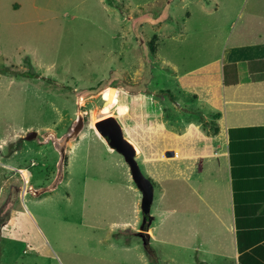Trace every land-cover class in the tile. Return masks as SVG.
<instances>
[{"label":"rangeland","instance_id":"374dc122","mask_svg":"<svg viewBox=\"0 0 264 264\" xmlns=\"http://www.w3.org/2000/svg\"><path fill=\"white\" fill-rule=\"evenodd\" d=\"M258 10L264 13V1L0 0V264H178L183 251L171 232L156 237L171 203L170 193L161 203L160 187L203 208L202 161L187 181L159 182L147 153L173 157L161 143L171 141L166 131L176 118L211 119L190 92L203 96L207 71L217 76L234 47L244 57L256 53ZM109 87L116 88L112 100ZM85 92L94 93L82 98ZM78 112L85 127L69 145L62 183L31 196L29 185L53 179L58 154L25 134L60 135ZM109 116L135 145L153 186L147 215L128 164L95 128ZM202 217L194 212L196 222ZM189 253L194 263L196 251Z\"/></svg>","mask_w":264,"mask_h":264},{"label":"crops","instance_id":"0c3cea01","mask_svg":"<svg viewBox=\"0 0 264 264\" xmlns=\"http://www.w3.org/2000/svg\"><path fill=\"white\" fill-rule=\"evenodd\" d=\"M256 13L264 29V13L261 10ZM263 29L257 34V49L252 57H244L242 48L234 47L225 58L223 55L220 76L207 71L203 89L209 95L203 93L202 96L197 90L190 92L211 112H218V117L210 112V120L196 123L176 118L166 131L171 141L161 143L163 150L173 152V157L147 153L148 159L156 163L159 182L171 178L187 181L196 174L195 162L202 161L198 167L202 174L199 181H205L206 187L204 194L199 192V196L204 197L203 208L186 206L188 197L160 187L161 203L167 205L170 193L171 207L163 210L156 237L158 240L159 236L171 232L178 252L183 251L177 254L174 263L264 264ZM241 62L247 67L244 72L239 67ZM251 63L253 65L248 66ZM211 121L216 123V129L209 125ZM133 131L135 135L138 133L136 129ZM141 137L135 139L146 146ZM147 143L151 147L161 145ZM140 154L137 159L142 162ZM196 190L197 187L192 191ZM194 212L203 216L199 222L194 219ZM167 216L171 217V223H166ZM191 249L197 255L194 263L189 253Z\"/></svg>","mask_w":264,"mask_h":264},{"label":"water","instance_id":"95a60500","mask_svg":"<svg viewBox=\"0 0 264 264\" xmlns=\"http://www.w3.org/2000/svg\"><path fill=\"white\" fill-rule=\"evenodd\" d=\"M115 90V87H109L110 100H112ZM105 102L106 101H104V104ZM85 121V113L78 112L66 131L60 135L53 130H45L40 135L36 130H30L25 134L24 138L27 140L36 139L37 142L42 144L51 143L52 147L58 154L56 171L53 179L51 182L43 186L34 187L33 185H29L27 192L31 196L38 197L44 193L51 192L62 183L65 176L69 145L79 138L85 127ZM94 125L95 128L105 136L108 146L112 147L115 151H118L128 164L130 176L142 194V211L147 215L149 212V204L153 197V186L139 170L136 162L135 145L125 137L121 124L113 116L97 120Z\"/></svg>","mask_w":264,"mask_h":264},{"label":"trees","instance_id":"16d2710c","mask_svg":"<svg viewBox=\"0 0 264 264\" xmlns=\"http://www.w3.org/2000/svg\"><path fill=\"white\" fill-rule=\"evenodd\" d=\"M150 49L152 50V52L155 50V47H154V45H152V44H150ZM90 90L89 91H94V92H96V91H99V90H101V89H103V87L102 88H99V86L98 87H92V88H89ZM94 92H85L83 95H82V98L83 97H85V96H87V95H90V94H93ZM212 114L213 115H215V117H218V115H219V113L218 112H212ZM204 125H207V123H203ZM209 125L210 126H213V129H216V123L214 122V121H211V122H209ZM146 217H148V216H146ZM147 248V247H146Z\"/></svg>","mask_w":264,"mask_h":264}]
</instances>
